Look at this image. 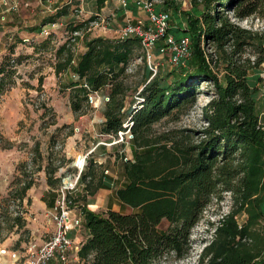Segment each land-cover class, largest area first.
<instances>
[{"label": "trees", "instance_id": "obj_1", "mask_svg": "<svg viewBox=\"0 0 264 264\" xmlns=\"http://www.w3.org/2000/svg\"><path fill=\"white\" fill-rule=\"evenodd\" d=\"M106 1L97 0L99 8ZM194 3L185 14V25H179V30L191 33L189 59L152 79L146 66V82L128 108L126 89L118 79L136 57L138 39L86 38L87 51L76 66H71L70 45L59 51L65 56H57V75L71 71L93 89L108 92L103 133L118 136L126 131L129 118L132 122L134 159L123 158L126 184L115 192L132 212H97L88 203L82 207L89 237L78 255L85 264H157L166 256L184 259L191 232L213 200L222 201L226 193L232 201L230 212L210 224L214 236L205 241L197 264H264V125L259 111L264 31L240 24L251 18L264 20V0ZM158 7L168 11L172 6L164 0ZM173 10L180 12L177 6ZM203 37L212 53L202 47ZM69 82L72 110L77 116L87 114V91L80 81ZM203 84L212 87L203 89ZM202 95L208 97L202 107V129H171L155 135L156 124L180 121ZM137 98L141 102L134 108ZM59 168L52 164L45 168L47 184L53 188L62 182V176H56ZM103 176L90 160L81 175L86 183L84 198L112 188L103 183ZM33 185V181L24 184L20 200ZM241 215L246 220L239 224Z\"/></svg>", "mask_w": 264, "mask_h": 264}, {"label": "rangeland", "instance_id": "obj_2", "mask_svg": "<svg viewBox=\"0 0 264 264\" xmlns=\"http://www.w3.org/2000/svg\"><path fill=\"white\" fill-rule=\"evenodd\" d=\"M16 1L21 5L19 11L11 14L7 24L0 27V248L8 250H22L31 242L43 243L52 235L55 226L50 218L54 205H49L48 197L52 198L50 194H55L53 201L56 202L57 193L46 190L45 168L48 164H52V167H60L56 176L61 175L62 180L68 174L76 173L73 163L78 155L74 157L70 154L74 151L79 154L91 152L96 143L88 144L95 140L89 132H84L87 130L85 127L89 125L86 122L93 118V110H100L102 113L104 106L101 105H105L87 106V114L83 118L84 124L70 125L64 122L65 117H71L69 108L65 106L70 103L72 90L69 87V78L57 75L54 70L58 62V54L65 56V53L59 51L64 45H67V48L70 45L69 48L73 54H76L86 43V38L98 37L100 33L89 32L85 25H80L79 28V25L68 23L69 16L79 15L78 10L82 1L71 0L70 3L69 0H55L56 6H60L55 14L47 12L40 0ZM168 1L172 6L168 7L172 33L175 37L191 35L190 32L179 30V25L182 22L186 23L185 14L192 10L194 0ZM160 5H164V0H160ZM175 6L180 8L177 14L173 10ZM51 19H56L54 21L59 23V28L48 38L36 35L30 42L23 41L24 34L32 32L39 34L45 25L52 23ZM240 24L246 28L264 31L262 19L251 18L241 21ZM76 27L79 28L80 36L72 42L71 37ZM113 39L119 38L115 36ZM136 54L125 73L118 79L124 84L126 100L129 104L137 101L135 99L146 82L147 65L141 47L137 48ZM158 63L157 67L161 73L172 70L168 58L160 59ZM261 77L263 80L259 84L261 88L259 111L264 125V65ZM250 81L252 84L253 79L250 78ZM202 87L208 89L212 85L203 84ZM105 94L108 92L105 91ZM207 98L204 95L200 96L198 105L183 115L180 121L163 120L156 124L155 135L171 129H202L205 126L202 120V107L206 104ZM71 113L73 117H81L73 110ZM96 133L95 137L105 138L99 135V132ZM129 149L133 151L134 156L135 147L132 139L125 140L108 155L115 157L116 164L117 160L123 161V158L127 157ZM130 150L129 154H131ZM96 156L89 154L87 165L90 160L95 161ZM28 181H33L34 185L28 190L24 199L20 200L21 189ZM116 186L115 184L113 188ZM85 187L86 183H81L80 180L77 188L71 192L72 208L81 210L89 201L90 198L82 197L87 195ZM113 196L117 198L114 194ZM225 197L222 201L213 200L204 212L202 220L191 232L189 254L184 259L166 256L157 264H197L206 245L205 241L211 240L214 236L215 228H211L210 224H217L230 212L232 201L229 193H226ZM91 199L93 200V197ZM113 206L114 203L109 202L108 205L98 206L96 209L97 212H104L105 208ZM19 218L21 219L18 220ZM245 220V215L238 217L239 224L244 223ZM83 229L81 228V235L85 234ZM77 257L76 254L71 256V264H85Z\"/></svg>", "mask_w": 264, "mask_h": 264}, {"label": "built area", "instance_id": "obj_3", "mask_svg": "<svg viewBox=\"0 0 264 264\" xmlns=\"http://www.w3.org/2000/svg\"><path fill=\"white\" fill-rule=\"evenodd\" d=\"M120 7L128 9L132 3L136 8L147 15L146 21L133 22L127 17L123 25L116 30V35L120 40L136 38L140 42L143 59L148 69L152 72L151 78L155 77L159 72L160 59L168 58L171 68L185 63L190 57L191 41L188 36H182L177 39L170 32L171 14L168 11L160 10V0H118ZM47 12L53 13V0H44ZM20 3L16 0H0V25L8 22V17L19 11ZM83 25L89 32H106L113 25L118 23L116 14L114 13H95L88 17L83 16L81 8L78 10ZM59 28L58 22H52L45 25L39 32L40 37L48 38L54 30ZM77 36L76 31L71 37V41L75 42ZM32 39H24V42H30ZM208 42L202 39V47L206 49V53H212L208 47ZM158 61V62H157ZM77 60L73 59L71 66H76ZM73 79L80 81V87L87 91L88 104L90 106H98L106 104L110 101V96L104 91L93 89L86 79H81L77 73H73ZM135 103L134 108L140 104V99ZM125 132H120L118 136L105 133L112 139V144L123 143L125 140L133 138L131 131L132 122L130 118L124 123ZM104 136V135H103ZM99 145H108L101 141ZM89 152V154H91ZM89 154H79L73 166L76 173L68 174L62 180L60 195L55 202V210L51 214V221L54 223L55 230L49 239L43 243L31 242L22 250H8L0 248V264H71V256L80 251V246L73 240L69 233L71 228L81 229L84 223L82 210L71 207V192L74 191L81 180V175L87 165V157ZM127 160V158H125ZM79 257V256H78ZM77 257V258H78Z\"/></svg>", "mask_w": 264, "mask_h": 264}, {"label": "crops", "instance_id": "obj_4", "mask_svg": "<svg viewBox=\"0 0 264 264\" xmlns=\"http://www.w3.org/2000/svg\"><path fill=\"white\" fill-rule=\"evenodd\" d=\"M81 1H82V3H81L80 7H81V10L83 11L84 17H88L92 14L101 13V12L102 13H114V14H116L117 19H118V23L113 25L111 28H109L108 31L99 33V36H101L103 38L113 39L115 36H117L116 35L117 28L120 25L124 24L125 20H127V17L131 18V20L133 22H138L140 20L146 21V19H147V15L144 12L139 11L136 8V6L132 3L129 4L128 9L126 10V9H123L120 7L118 0H107L105 2L104 6L101 8H99L97 0H81ZM69 2L72 3L71 0H69ZM40 3L42 6L44 5L43 8H45L44 0H40ZM56 5H57V3L55 2V0H53V6L55 8V11L53 12V14H55L57 9L60 8V6H56ZM0 10H2V9H0ZM68 18L70 19L68 21L69 24L74 23L75 26L76 25H83V23L81 22L79 17H74V16L70 17L69 16ZM6 24L7 23L1 24L0 27L4 26ZM180 25L184 26L185 23L182 22ZM36 35H38L37 32H32L31 34L26 33L23 35V38L24 39L31 38L34 40V38H35L34 36H36ZM180 37H182V36H180ZM180 37H176V38H180ZM86 51H87V47H86V43H85L82 46V48H80L79 52L74 54L73 59H76L77 63H78V60H80L81 55L84 54ZM55 68H56V66H54V70H55ZM73 73L74 72L69 71V72H67L65 74H61V75H64V77L69 78V80H70V79H73ZM260 90H261V88H260ZM259 97H260V95H259ZM125 103H126L125 108H128L130 106L129 102L126 100ZM101 106H104L102 109L103 110L102 113L100 112V110H93V112H94L93 118L91 117L89 119V121L86 122L89 125L85 127V130L86 129L87 130L84 132H89L91 134L90 136L93 138V140H95V142L91 141L88 143V144H93V145L96 143L95 146L91 149V151H92L91 155L93 157L95 155H97L99 157V158H97V156H96V160H95V163L98 164V172L100 174H103V173L105 174V176H103L104 177L103 183L111 186L112 188L111 189H105V188L100 189L96 193L95 196H92L93 200L91 199L92 198L91 196H87L86 198L91 199V200L88 199L89 201H87V203L90 204V206L95 211H98L96 209L98 206H104L105 204L108 205V203L111 202V203H114V206L112 208H105L104 209L105 211L112 209V210L122 212V213H131L132 209L130 207L122 205L118 201V199L117 198L115 199L113 196V194H114L116 197L115 191L118 188H121L126 184V178L124 175V160L122 161L119 159V160H117V162L115 164L114 163L116 161L115 157L108 155L111 153V150L117 149L121 143L112 144V142H113L112 139L109 138L108 136H106L105 133H103L102 128H103V124L106 120L104 113H105L107 104L101 105ZM66 107L69 108V111L71 114V117L70 116L65 117L64 122L66 124H70V125H72L73 123L74 124H78V123L84 124L83 123L84 115H80L81 117H75V116L73 117L72 113H71L72 112L71 103H69L68 106H65V108ZM96 132H99V135H101V136L104 135L103 137H105V138L99 139V138L95 137L94 134H97ZM101 141L107 143L108 145H106V146L105 145H98L99 143H101ZM127 142L128 141H126V143ZM128 146L130 147V144ZM129 150H127L128 154H127V157H125V158H127V160H133V157H134L133 153H132L133 151L130 150L131 154H129ZM70 155L76 157L77 155H79V152L74 151L73 154H70ZM105 172H107L108 174H106ZM115 182H117L118 184ZM115 184L117 186H116V188H113ZM61 185H62V183H61ZM61 185H59V187H57V188H53V187L49 186L47 184V177H46V190H49L50 192H56L57 197L60 195ZM109 193H112V195L109 196L108 195ZM85 194H86V192H85ZM50 196H52L53 199L48 197L49 198L48 202H49V205H52V206L54 205V207L52 208V210L54 211L55 210V202L53 200L55 198V194H53V195L50 194ZM84 196L85 195H83L82 197H84ZM117 203H119V204L117 205ZM121 209H124V210L122 211ZM84 223H85V221H84ZM84 223H83V227H82V228H84L83 230L85 231L84 235H81V233H80L81 229L78 230L76 228H71L70 233H69L70 237L73 240H75V242L78 243L80 247L87 241V239L89 237L88 231L85 229Z\"/></svg>", "mask_w": 264, "mask_h": 264}]
</instances>
